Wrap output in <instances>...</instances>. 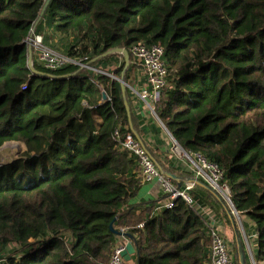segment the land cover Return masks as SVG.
Instances as JSON below:
<instances>
[{"label": "trees", "instance_id": "trees-1", "mask_svg": "<svg viewBox=\"0 0 264 264\" xmlns=\"http://www.w3.org/2000/svg\"><path fill=\"white\" fill-rule=\"evenodd\" d=\"M45 2L0 0V148H25L0 162V264H108L117 242L110 226L130 228L135 264H205L204 220L191 207L179 199L152 216L165 198L135 201V158L116 129L139 136L164 172L187 174L143 140L130 93L70 65L50 71L33 51L28 66L25 40ZM34 34L93 65L108 64L110 50L159 45L173 88L156 113L183 151L223 171L235 211L253 223L254 259L264 264V0H50ZM123 68L113 73L127 79ZM189 195L236 233L222 199L196 184ZM233 245L238 264L234 236Z\"/></svg>", "mask_w": 264, "mask_h": 264}, {"label": "built area", "instance_id": "built-area-1", "mask_svg": "<svg viewBox=\"0 0 264 264\" xmlns=\"http://www.w3.org/2000/svg\"><path fill=\"white\" fill-rule=\"evenodd\" d=\"M25 44L32 47L37 62L50 71H56L70 65L90 74L103 75L119 83L121 82L120 78L116 77L113 72L116 68L124 65L122 53L113 54V58L106 65H93L88 62L86 57L71 58L45 46L41 35L33 33L31 38L28 37L25 40ZM128 54L129 63L126 69H129L130 72L127 79L123 78V83L130 93L132 109L136 115L142 117L144 126L153 125L162 134V140L157 142L155 139L160 135L156 131L149 133L147 145L156 148L160 152L161 159L167 160L168 162H166L170 163L173 168L184 172L186 170L191 178L203 182L222 198L231 209L236 227L238 226V230L242 235L241 242L244 254L247 257V264H259L254 259L256 234L246 235L242 218L235 211L229 189L224 183L223 171L200 154L183 151L156 113L155 108L161 94L173 88L167 65L163 59V49L157 44L139 43L134 45ZM105 99H101V102H104ZM114 136L121 141V149L128 151L135 158L134 163L137 170L134 174L140 180L141 185L156 184L160 191L159 198H165L155 207L152 216L159 215L162 210L172 209L177 200H183L204 220L205 236L209 242L205 264H233L235 247L225 237L227 229L213 211L199 205L189 195V191L194 184L190 183L189 180L183 186L174 184L172 179L167 177L152 159L143 142L139 141L134 134L128 132L121 136L119 129H116ZM164 151L165 155H163ZM143 226L144 224L140 223L136 229H142ZM116 230L125 234L128 233L130 228L117 227ZM127 241L126 237L117 236V242L108 264H124L123 252Z\"/></svg>", "mask_w": 264, "mask_h": 264}, {"label": "water", "instance_id": "water-1", "mask_svg": "<svg viewBox=\"0 0 264 264\" xmlns=\"http://www.w3.org/2000/svg\"><path fill=\"white\" fill-rule=\"evenodd\" d=\"M50 0H46L42 10H41V13L39 15V18L37 19L36 23L34 24V27L29 35V38L32 37L33 33H34V29L35 27L37 26V24L40 22V20L42 19L44 13H45V10L49 4ZM28 47V58H27V64L28 66L30 67V69H32V47L30 45L27 46ZM116 53H122L123 56H124V68H123V71H125V69L127 68L128 66V63H129V54L126 50L124 49H114V50H110L108 51L107 53H105L103 56H109V55H113V54H116ZM120 80L121 82L119 83L120 86H121V90H122V93L124 94L125 91H126V87L123 83V76L120 77ZM106 96L105 94H102V99H105ZM125 104V109H126V112H127V115H128V119L130 120V109H129V106H128V103L127 101L125 100L124 102ZM135 135V137L141 141V139L139 138V136H137L135 133H133ZM165 175L173 180H178V178L172 174V173H169V172H164ZM190 183H193V184H196V185H200V186H204L206 189H208L209 191H211L219 200H221L222 198L215 192L213 191L209 186H207L206 184H204L203 182L201 181H198L194 178H190L188 179ZM177 185L179 186V182L177 183ZM232 214H230V219H231V224L233 225V227L235 228V224H234V220L232 218ZM111 228V231L113 232V234L117 235V236H124L128 239L127 243L125 244V251L123 252V259L124 261H129L131 259V256L134 255L136 253V243H135V240L134 238L132 237V235H130L129 233H120L118 232L115 228H113L112 226H110ZM236 249H237V254H238V264H246L245 263V255H244V250H243V246H242V242L238 236V234L236 233Z\"/></svg>", "mask_w": 264, "mask_h": 264}, {"label": "crops", "instance_id": "crops-1", "mask_svg": "<svg viewBox=\"0 0 264 264\" xmlns=\"http://www.w3.org/2000/svg\"><path fill=\"white\" fill-rule=\"evenodd\" d=\"M141 117V116H140ZM142 118V117H141ZM149 122H151V120H149ZM142 126L143 127H145L144 128V133H143V140L145 141V142H147V139H148V136H149V133H151V132H155V128H154V126L153 125H143L142 124ZM156 132L158 133V135H160L159 137H157L155 140L157 141V142H160L161 140H162V134L160 133V131L159 130H157L156 129ZM153 139V138H152ZM154 149H156V148H154ZM160 151H161V149H160ZM160 152H158V154H159ZM163 155H165V151H164V153H163ZM167 161V160H166ZM165 160H164V162H166ZM168 162V161H167ZM167 162H166V164H167ZM175 172H177V170H175ZM178 172H180V173H186V170H185V172L183 171V170H178ZM172 174H174L176 177H177V174H175V173H172ZM187 175H185V176H183V179L182 178H180V177H177L178 178V180H173L172 179V182L174 183V184H177L178 182H179V186H183L184 185V183L188 180V179H190L191 178V175H189L188 174V172L186 173ZM159 197H160V191H159V188H158V186L156 185V184H142L141 185V190L139 191V194H138V196L135 198V201L136 202H138V201H141V200H149V199H159ZM244 221H245V226H246V229H247V232L248 233H253V231H252V226H253V223L249 220V219H247V218H244ZM226 227V226H225ZM235 230H236V233L238 234V236H239V238H240V240L242 241V239H241V237H240V235H239V230H238V228L235 226ZM226 229H227V227H226ZM234 229V228H233ZM230 233L231 234H234V235H232V236H234L235 237V239H236V233L235 232H231L230 231Z\"/></svg>", "mask_w": 264, "mask_h": 264}, {"label": "rangeland", "instance_id": "rangeland-1", "mask_svg": "<svg viewBox=\"0 0 264 264\" xmlns=\"http://www.w3.org/2000/svg\"><path fill=\"white\" fill-rule=\"evenodd\" d=\"M66 41L67 39L64 38L63 40H61L63 45L66 44ZM24 150H25L24 146L19 143H6L0 148V162L4 164L16 160L23 154ZM242 221L245 224L243 216H242ZM239 235L242 239V235L240 233ZM225 237H227V239H229V241L233 243V236L230 233L229 229H227ZM124 264H135V257L132 255L129 261H124Z\"/></svg>", "mask_w": 264, "mask_h": 264}]
</instances>
